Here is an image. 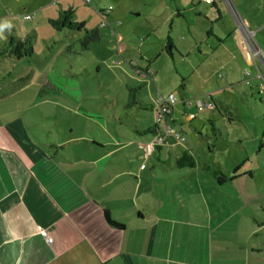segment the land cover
Wrapping results in <instances>:
<instances>
[{
    "label": "crops",
    "instance_id": "0c3cea01",
    "mask_svg": "<svg viewBox=\"0 0 264 264\" xmlns=\"http://www.w3.org/2000/svg\"><path fill=\"white\" fill-rule=\"evenodd\" d=\"M227 1L251 33L248 40L259 51L256 58L264 67V54L255 39L256 32L264 29V0ZM45 3L39 10L46 11V21L57 18L63 10L53 7L52 0L47 6ZM208 6L218 24L207 34L206 48L187 44L190 49L185 58L198 48L205 61L215 62V68L219 61L215 54L226 49L230 61H237L238 56L252 61L253 78L258 76L264 83V71L225 1L216 0ZM193 7L200 16L194 0H170L169 24L175 18L181 26L185 10ZM221 8L228 10L235 24L231 23V31L223 37L219 33ZM190 29L191 25L189 35L194 40ZM19 41L12 46L9 38L4 43L17 61L28 56L24 53L28 40L24 45ZM150 43L156 56L169 45L168 53L177 48L164 40H157V47L154 40ZM32 51L31 47L30 58ZM199 68L197 65L194 72L200 74ZM212 68L210 65L206 71ZM135 70L143 81L156 76L149 65ZM8 104L0 100V107ZM153 105H149L151 110ZM173 116L172 110L169 126ZM3 120L0 113V264H264V197L244 192L247 188L237 182L239 169L231 179L216 171L218 185L210 180L207 188L201 181L212 177L206 174L211 173L210 166L198 164L191 150L178 151L176 143L144 157L140 148L144 144L137 143V148L131 149L128 138L123 142L115 138L99 141L103 143L91 141L87 148L82 145L75 159L69 153L47 151V145L62 146L63 150V142L51 145L33 137L41 150L22 133L21 124L26 127V122ZM211 139V147L216 146L214 134ZM206 150L211 157L208 141ZM183 152L193 158V168L174 166ZM151 160L156 163L149 164ZM225 185L234 194L220 189ZM214 192L215 199L210 197ZM105 212L114 226L106 221ZM44 235L51 243H46Z\"/></svg>",
    "mask_w": 264,
    "mask_h": 264
},
{
    "label": "rangeland",
    "instance_id": "374dc122",
    "mask_svg": "<svg viewBox=\"0 0 264 264\" xmlns=\"http://www.w3.org/2000/svg\"><path fill=\"white\" fill-rule=\"evenodd\" d=\"M43 2L51 0H0V100L9 103L0 107L3 121L18 118L26 122V127L21 124L22 133L39 149L33 137L51 145L63 142V150L62 146L47 145V151L69 153L76 159L82 145L87 148L91 141L103 143L99 141L115 138L123 142L128 138L132 140L131 149H136L137 143L151 142L157 134L145 133L155 125L149 105L155 106L160 98L172 95L174 116L169 127L184 138V142L176 143L177 150H191L198 164L210 166L212 175L206 174L211 179L201 182L208 188L211 180L216 187V171L231 179L236 175L234 170L239 169L237 182L247 188L244 192L264 197V83L258 76L253 78L252 61L242 60L241 56L230 61L226 49L215 54L219 60L215 68V62L205 61L198 48L185 58L190 49L187 44L206 48V36L211 26L218 24L207 4L194 0L200 16L195 15V7L186 9L180 26L175 18L169 24L170 0L56 2L53 7L58 11L71 9L73 21L83 23L84 30L98 29L99 42L82 50L79 40L84 30L52 29L45 20L46 11L39 10ZM98 11L108 12L106 20ZM221 13L223 25L217 28L223 37L234 21L227 9ZM24 15L32 19L22 20ZM190 25L194 40L189 35ZM168 37L176 50L168 53L169 45L156 56L150 42L154 40L157 47V40L167 42ZM9 38L12 46L28 40L32 58L30 54L25 60L12 59L9 46L4 44ZM255 39L264 54V29L256 32ZM226 43L231 44V40ZM224 63L223 69L219 68ZM148 65L156 76L143 81L135 68ZM197 65L200 74L194 72ZM210 65L214 69L207 72ZM131 93L135 105L129 98ZM184 102L191 105L186 108ZM198 102L213 107L199 110ZM213 134L216 146L211 147ZM206 141L213 150L211 157L206 153ZM167 162L174 163L170 159ZM220 189L234 194L228 185ZM211 196L215 199L217 193Z\"/></svg>",
    "mask_w": 264,
    "mask_h": 264
},
{
    "label": "built area",
    "instance_id": "2783aa9c",
    "mask_svg": "<svg viewBox=\"0 0 264 264\" xmlns=\"http://www.w3.org/2000/svg\"><path fill=\"white\" fill-rule=\"evenodd\" d=\"M85 3H88V0H83ZM203 3L207 4V5H211L214 2H216V0H201ZM229 11L232 13L234 19L236 20V22L238 23V25L240 26V29L242 30L244 37L246 38L247 42L249 43V45H251V43L249 42V35H251V33L249 32V30H247V28H245L243 26V22L236 16L235 12L233 11L232 7L230 6L229 2L227 0H224ZM57 0H52V4H56ZM108 12L106 11H101L100 15L105 16ZM22 20H31L32 17L30 15H24L21 17ZM103 27V25H102ZM252 47V45H251ZM252 55L253 56H259V51L255 50L252 47ZM137 74L140 75V73L137 71ZM144 74V73H143ZM175 104V99L172 95H168L166 98H160L156 103L155 106L153 107V119L155 121V126H156V131L155 134H157L151 142L144 144L143 146H141V150L142 153L144 155V157L149 156L151 153H153V151H155L156 148L158 147H164V146H168L170 143H181L184 141V138L182 136L179 135V133L175 132L174 130H172L168 123H167V119L170 117L171 113H172V107ZM184 106H186V108H188L191 104L190 102H184L183 103ZM197 107L199 110H203V108L206 109H211L213 107V105L211 104H206L205 106H203L200 102L197 103ZM45 241L46 243H51V238H48L44 235Z\"/></svg>",
    "mask_w": 264,
    "mask_h": 264
},
{
    "label": "trees",
    "instance_id": "16d2710c",
    "mask_svg": "<svg viewBox=\"0 0 264 264\" xmlns=\"http://www.w3.org/2000/svg\"><path fill=\"white\" fill-rule=\"evenodd\" d=\"M47 24L51 26L52 29L55 31H62L64 29L71 30V31H81L84 30V24L83 23H75L73 21V11L71 9H68L66 11H61L57 18L54 20H47ZM81 44L82 50H87L89 45L92 43L99 42V31L98 29H93L91 31L84 30L83 38L79 40ZM167 42L170 44V40L168 39ZM26 55L31 54V46L28 43V46H26V49L24 51ZM129 98L132 100V104L135 105V100L133 99V94L131 93ZM153 110V108H152ZM156 126L149 128L145 131V133L155 134ZM162 147H158L156 149H160ZM155 149V150H156ZM175 166L177 168L183 169V168H193L194 167V160L191 156L183 152L179 158L176 159ZM105 219L110 225H115L114 222H112L109 219L108 213L105 212Z\"/></svg>",
    "mask_w": 264,
    "mask_h": 264
},
{
    "label": "clouds",
    "instance_id": "9594fccd",
    "mask_svg": "<svg viewBox=\"0 0 264 264\" xmlns=\"http://www.w3.org/2000/svg\"><path fill=\"white\" fill-rule=\"evenodd\" d=\"M5 26H9V25H5Z\"/></svg>",
    "mask_w": 264,
    "mask_h": 264
}]
</instances>
